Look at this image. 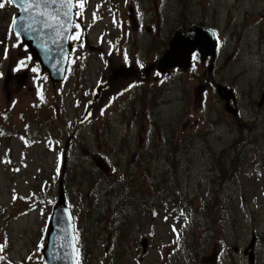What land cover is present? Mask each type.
<instances>
[{"label":"rangeland","instance_id":"1","mask_svg":"<svg viewBox=\"0 0 264 264\" xmlns=\"http://www.w3.org/2000/svg\"><path fill=\"white\" fill-rule=\"evenodd\" d=\"M16 10L0 0V264H44L60 178L82 264H264V0H77L57 83ZM191 26L215 34L213 60L137 70ZM104 192L126 207L119 231Z\"/></svg>","mask_w":264,"mask_h":264},{"label":"water","instance_id":"2","mask_svg":"<svg viewBox=\"0 0 264 264\" xmlns=\"http://www.w3.org/2000/svg\"><path fill=\"white\" fill-rule=\"evenodd\" d=\"M10 1L17 9L12 21L13 33L26 46L30 57L46 72L49 80L52 83L61 82L72 49L69 39L75 17V0ZM215 49L216 41L210 30L198 26H191L185 32L177 30L169 38L168 47L159 59L144 67L142 71L148 73L155 68L158 72L165 73L175 67L188 68L194 51L199 53L201 59L211 56L213 60ZM211 67L212 62H209V71ZM116 71L132 74L137 70L133 66H124ZM214 86L218 96L225 101L224 109L237 116V110L231 104L235 102L234 91L221 83H215ZM263 102L264 91L257 105L261 106ZM96 163L101 166V162ZM147 241L145 237L140 240L143 250L146 249ZM255 241L256 237L252 236L245 249L249 260L254 256ZM41 255L45 264H78L73 223L65 199L62 178L59 180L57 200L50 216Z\"/></svg>","mask_w":264,"mask_h":264},{"label":"trees","instance_id":"3","mask_svg":"<svg viewBox=\"0 0 264 264\" xmlns=\"http://www.w3.org/2000/svg\"><path fill=\"white\" fill-rule=\"evenodd\" d=\"M183 32V31H182ZM225 173V170H222ZM145 206L149 205V202H144ZM103 210H107V211H111L113 213V220L115 222V228L117 231H119L120 229L125 227V219L121 220L119 218L120 215L122 214H126V207L123 205L122 202L116 200V199H109L108 198V193L104 192V202L102 205V209ZM205 215H209V212H206ZM193 222L194 224H196L197 219H196V212L193 216ZM200 219V218H199ZM83 245V244H82ZM82 252H81V261H82Z\"/></svg>","mask_w":264,"mask_h":264},{"label":"flooded vegetation","instance_id":"4","mask_svg":"<svg viewBox=\"0 0 264 264\" xmlns=\"http://www.w3.org/2000/svg\"><path fill=\"white\" fill-rule=\"evenodd\" d=\"M76 5H77V0H76ZM76 5H75V8H76ZM137 68H141V66H138ZM154 71V70H153ZM210 82H211V84L212 85H214V83L210 80ZM261 96V95H260ZM260 99V98H259ZM259 101V100H258ZM257 104H258V102H257ZM263 104H264V102H263ZM262 104V105H263ZM261 105V106H262ZM261 106H258L257 105V107L258 108H260ZM76 249H77V257H78V262H79V264H80V261H79V257H80V252H81V250H82V246L79 244V241H76Z\"/></svg>","mask_w":264,"mask_h":264}]
</instances>
